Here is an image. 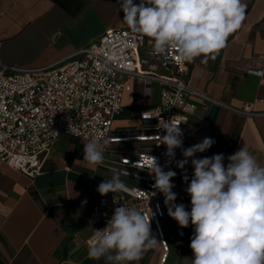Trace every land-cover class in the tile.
<instances>
[{"label": "crops", "instance_id": "obj_1", "mask_svg": "<svg viewBox=\"0 0 264 264\" xmlns=\"http://www.w3.org/2000/svg\"><path fill=\"white\" fill-rule=\"evenodd\" d=\"M242 2L245 20L229 35L226 46L207 63L203 57L189 62L191 87L212 100L191 96L197 107L187 134L198 142L205 137L215 141L195 158L222 153L226 165L227 157L244 146L264 167V102L259 100L264 78L246 73V68L259 66L264 55V0ZM120 4L121 0H0V62L35 67L65 59L105 29L128 26ZM154 84L160 90L153 82L146 94L144 84L133 81L128 91L140 95L131 104L122 98V110L114 122L120 119L125 124L113 123L114 129L141 124L138 110L159 101ZM244 104L251 105L252 114L233 110ZM87 141L59 134L41 172L33 178L0 159V264H106L103 258L88 257L86 240L100 223L92 212L98 185L115 172L108 164L83 161ZM187 165L192 167L191 158ZM193 231L192 226L181 240L173 224L166 222L169 253L164 262L160 241L150 233L157 245L146 247L138 260L123 264H190Z\"/></svg>", "mask_w": 264, "mask_h": 264}, {"label": "built area", "instance_id": "obj_2", "mask_svg": "<svg viewBox=\"0 0 264 264\" xmlns=\"http://www.w3.org/2000/svg\"><path fill=\"white\" fill-rule=\"evenodd\" d=\"M246 73L264 78V55L261 64L246 68ZM189 77V62L181 60L176 49L157 54L152 40L129 26L107 28L90 44L50 65L28 67L0 62V159L33 178L41 172L59 134L85 140L107 139L110 146L106 147L103 163L112 166L115 173H127L120 176L127 190L98 194L92 206L100 222L96 230L107 227L116 207L135 208L151 219L150 233H155L160 241V260L164 262L169 253L166 222L173 224L181 240L192 225L181 228L167 214L165 197L154 187L150 157H156L164 171L177 173L171 180L175 185L172 191L177 194L175 203H183L190 210V196L185 189L194 169L189 165L184 170L176 166L184 158L181 148L175 149L174 159L165 155L166 145L159 143L166 133L157 127L160 119L172 118L183 132V148L199 143L187 134L190 116L197 107L191 96L212 99L192 88ZM133 81L142 82L146 94L157 82L159 101L153 107L138 110V127L116 130L115 117L121 112L123 95L132 88ZM259 100L264 102V92ZM233 110L252 114L250 104ZM184 175L189 177L187 182ZM95 240L94 232L86 242L92 246Z\"/></svg>", "mask_w": 264, "mask_h": 264}, {"label": "clouds", "instance_id": "obj_3", "mask_svg": "<svg viewBox=\"0 0 264 264\" xmlns=\"http://www.w3.org/2000/svg\"><path fill=\"white\" fill-rule=\"evenodd\" d=\"M120 6L123 22L133 32L149 37L155 53L164 54L172 48L181 60L191 62L203 57L204 63L226 46L229 35L245 20L246 11L242 0H140L138 4L121 0ZM179 125L172 118L160 119L157 127L166 134L159 144L166 145L165 155L170 160L175 158V149H182L184 158L176 162L182 170L191 158L194 172L185 189L190 196V211L183 203H175L177 194L171 183L175 171H164L151 156L150 172L154 173V187L165 197L169 217L181 228L190 223L193 226L190 264H264V167L244 146L227 157L226 165L222 153L195 158L215 141L205 137L183 148ZM108 146L107 139L92 137L84 142L83 161L102 164ZM121 175L127 173H114L102 181L97 188L99 194L126 191ZM183 179L187 182L189 177L184 175ZM150 220L135 208L116 207L107 227L94 230L96 240L88 249V257L103 258L106 264L138 260L146 247L158 243L150 235Z\"/></svg>", "mask_w": 264, "mask_h": 264}, {"label": "rangeland", "instance_id": "obj_4", "mask_svg": "<svg viewBox=\"0 0 264 264\" xmlns=\"http://www.w3.org/2000/svg\"><path fill=\"white\" fill-rule=\"evenodd\" d=\"M154 88H155V95L159 94V87L156 84H154ZM139 95H140L139 91H136V92L126 91L124 93V96H123V102H126V104H131L133 101L135 102V100L139 97ZM119 120L120 119H116L114 124L115 125H123V124H125L123 121L122 122H118Z\"/></svg>", "mask_w": 264, "mask_h": 264}]
</instances>
